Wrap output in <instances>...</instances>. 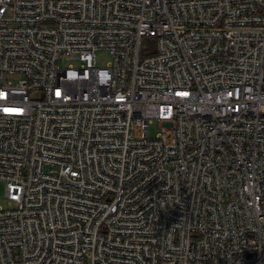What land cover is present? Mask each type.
<instances>
[{"label": "built area", "instance_id": "1", "mask_svg": "<svg viewBox=\"0 0 264 264\" xmlns=\"http://www.w3.org/2000/svg\"><path fill=\"white\" fill-rule=\"evenodd\" d=\"M1 184L0 264H264V0H0Z\"/></svg>", "mask_w": 264, "mask_h": 264}, {"label": "rangeland", "instance_id": "2", "mask_svg": "<svg viewBox=\"0 0 264 264\" xmlns=\"http://www.w3.org/2000/svg\"><path fill=\"white\" fill-rule=\"evenodd\" d=\"M150 49H153L152 47ZM98 55V64L100 66H104L106 65V63L111 59L110 54L105 51V50H101L97 53ZM161 131V127L160 124L158 122H154L152 124L149 125V136L151 138H155L156 135ZM4 184H1L0 186V205H2L4 208H8L9 207V203L7 198L5 197L4 194Z\"/></svg>", "mask_w": 264, "mask_h": 264}]
</instances>
